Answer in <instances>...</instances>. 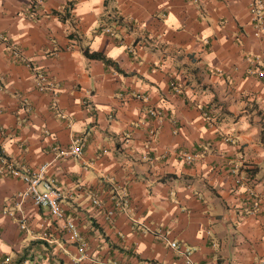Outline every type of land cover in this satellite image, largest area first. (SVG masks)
<instances>
[{"label":"crops","instance_id":"0c3cea01","mask_svg":"<svg viewBox=\"0 0 264 264\" xmlns=\"http://www.w3.org/2000/svg\"><path fill=\"white\" fill-rule=\"evenodd\" d=\"M253 1L0 0V157L50 164L90 264H185L160 231L195 264H264V80L250 73L252 59L264 63V26ZM41 73L54 91L38 89ZM75 142L82 157L64 155ZM26 189L0 172V264H74L50 212L17 205Z\"/></svg>","mask_w":264,"mask_h":264},{"label":"built area","instance_id":"2783aa9c","mask_svg":"<svg viewBox=\"0 0 264 264\" xmlns=\"http://www.w3.org/2000/svg\"><path fill=\"white\" fill-rule=\"evenodd\" d=\"M35 5L32 6V8H35ZM250 14L257 28L261 29L264 26V0H254L250 5ZM107 32L111 33L110 30H107ZM5 42L6 41L3 43ZM8 49L15 59L24 61V54L19 47L8 45ZM252 64L253 69L250 70V73L256 74L264 80V63H261L257 57L252 59ZM28 66L31 67L30 64ZM36 76V86L40 91H45L47 89L55 90L54 83L43 73L37 74ZM177 91L179 92V90ZM154 137L155 133L151 132V138L154 139ZM63 154L70 157L80 158L83 155L82 145L75 142L63 152ZM194 160V156L188 155L184 157V161L188 164L193 163ZM0 163L2 165V169L0 170L2 174L10 173L14 178L22 180L27 185L26 191L16 197L17 205L20 206L25 201L31 200L37 207L48 210L55 218V225L59 227L61 237L65 238L70 246L75 247L76 253L73 259L74 264H90L92 255L88 252V242L81 235L76 221L66 215L62 206L63 192L58 186L57 181L48 177L50 164L44 163L36 168L30 169L24 166L15 165L12 161H8L6 157L3 156L0 157ZM93 205L97 208L101 207V200L98 197H95ZM122 210V205L117 204L116 208L109 211L107 216L109 219H112ZM19 225L21 230L29 232L28 221L25 217L20 219ZM159 236L162 242L168 244L170 248L178 251L182 255L185 264H195L193 261L194 250L192 248L187 247L182 249V246L178 241L170 240L168 232L160 231ZM41 238L48 242H53L51 232L48 231V228L43 230ZM8 262L9 259L2 264H8Z\"/></svg>","mask_w":264,"mask_h":264},{"label":"trees","instance_id":"16d2710c","mask_svg":"<svg viewBox=\"0 0 264 264\" xmlns=\"http://www.w3.org/2000/svg\"><path fill=\"white\" fill-rule=\"evenodd\" d=\"M87 54V56L91 59H98V60H102L105 63H110V61L102 54L100 53H90L88 50L85 52Z\"/></svg>","mask_w":264,"mask_h":264}]
</instances>
